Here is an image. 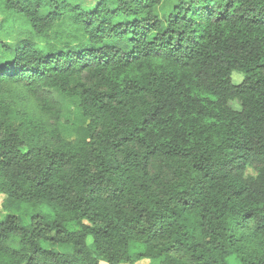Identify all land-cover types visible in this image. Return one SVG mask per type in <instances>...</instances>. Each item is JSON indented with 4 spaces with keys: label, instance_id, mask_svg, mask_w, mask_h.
<instances>
[{
    "label": "trees",
    "instance_id": "1",
    "mask_svg": "<svg viewBox=\"0 0 264 264\" xmlns=\"http://www.w3.org/2000/svg\"><path fill=\"white\" fill-rule=\"evenodd\" d=\"M0 4V264H264V0Z\"/></svg>",
    "mask_w": 264,
    "mask_h": 264
},
{
    "label": "rangeland",
    "instance_id": "2",
    "mask_svg": "<svg viewBox=\"0 0 264 264\" xmlns=\"http://www.w3.org/2000/svg\"><path fill=\"white\" fill-rule=\"evenodd\" d=\"M82 4L84 7L93 6L97 0H75ZM58 34H52L56 36ZM34 39L37 43L44 45V38L37 37L32 33V29L27 24V22L22 19L15 17L7 12H5L3 6L0 4V42L6 46H16L17 43L24 39ZM3 52V51H0ZM233 80L236 85L241 84L243 81V76L241 74L235 73L233 75ZM13 96L20 101L21 96L23 97L22 90L14 89ZM6 201V196L0 194V222L5 219L7 213L3 209V204ZM91 242V241H90ZM232 263L234 261L231 260ZM100 264H106L103 261H100ZM138 264H150L148 261H142Z\"/></svg>",
    "mask_w": 264,
    "mask_h": 264
},
{
    "label": "crops",
    "instance_id": "3",
    "mask_svg": "<svg viewBox=\"0 0 264 264\" xmlns=\"http://www.w3.org/2000/svg\"><path fill=\"white\" fill-rule=\"evenodd\" d=\"M141 263V262H140ZM148 263H150L149 261H148Z\"/></svg>",
    "mask_w": 264,
    "mask_h": 264
}]
</instances>
